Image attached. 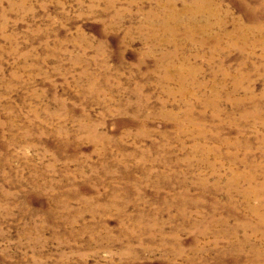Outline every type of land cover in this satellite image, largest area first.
<instances>
[{
	"label": "rangeland",
	"instance_id": "rangeland-1",
	"mask_svg": "<svg viewBox=\"0 0 264 264\" xmlns=\"http://www.w3.org/2000/svg\"><path fill=\"white\" fill-rule=\"evenodd\" d=\"M263 179L264 0H0V264H264Z\"/></svg>",
	"mask_w": 264,
	"mask_h": 264
},
{
	"label": "bare ground",
	"instance_id": "bare-ground-1",
	"mask_svg": "<svg viewBox=\"0 0 264 264\" xmlns=\"http://www.w3.org/2000/svg\"><path fill=\"white\" fill-rule=\"evenodd\" d=\"M201 4V3H200ZM201 6V5H200ZM165 16V15H164ZM163 16V17H164ZM192 16V15H191ZM171 19V18H170ZM165 20V19H164ZM152 24V23H151ZM160 24V23H159ZM152 26V25H151ZM195 26V25H194ZM159 27V26H158ZM166 27V26H165ZM171 27V26H170ZM167 28V27H166ZM238 28V27H237ZM189 33V32H188ZM259 34V33H258ZM197 35V34H196ZM219 40V39H218ZM216 42V41H215ZM219 42V41H218ZM217 43V42H216ZM248 44V43H247ZM260 44V43H259ZM255 46V45H254ZM264 180V179H263ZM255 192L257 193H262V195H264V183H261V186L260 187H257L255 189ZM263 198V202H264V196L262 197ZM259 205V204H258ZM257 205V206H258Z\"/></svg>",
	"mask_w": 264,
	"mask_h": 264
}]
</instances>
